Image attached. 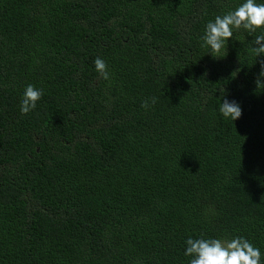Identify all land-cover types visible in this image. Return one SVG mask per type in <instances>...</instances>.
Returning a JSON list of instances; mask_svg holds the SVG:
<instances>
[{
	"label": "trees",
	"instance_id": "obj_1",
	"mask_svg": "<svg viewBox=\"0 0 264 264\" xmlns=\"http://www.w3.org/2000/svg\"><path fill=\"white\" fill-rule=\"evenodd\" d=\"M243 2L0 0V264H189L201 236L264 264V28L201 39Z\"/></svg>",
	"mask_w": 264,
	"mask_h": 264
},
{
	"label": "clouds",
	"instance_id": "obj_2",
	"mask_svg": "<svg viewBox=\"0 0 264 264\" xmlns=\"http://www.w3.org/2000/svg\"><path fill=\"white\" fill-rule=\"evenodd\" d=\"M258 28H264V3L256 0H244L237 8L224 15H217L214 20L207 22L205 31L201 37L204 45L210 48V53L215 58L226 55V42L233 36V30L243 29L247 32H255ZM225 55H221V51ZM253 52L257 56H264V34L255 37ZM95 70L104 80L110 78L108 65L100 57L94 60ZM264 60L261 61V70L255 81L256 86L264 89ZM43 89L28 84L23 93L20 111L28 114L35 109L36 102L41 99ZM224 96V94H223ZM222 96V97H223ZM152 104L156 98H151ZM151 105L148 100L142 102L141 107L147 109ZM220 113L230 118L231 121L242 115L240 105L232 100L223 98L219 104ZM185 256L191 257L189 264H261V253L248 239L237 236L232 239L219 238H192L186 240Z\"/></svg>",
	"mask_w": 264,
	"mask_h": 264
}]
</instances>
